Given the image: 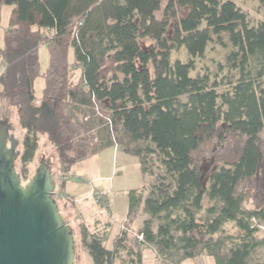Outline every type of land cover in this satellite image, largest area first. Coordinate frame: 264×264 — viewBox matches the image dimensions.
Masks as SVG:
<instances>
[{"label": "trees", "instance_id": "1", "mask_svg": "<svg viewBox=\"0 0 264 264\" xmlns=\"http://www.w3.org/2000/svg\"><path fill=\"white\" fill-rule=\"evenodd\" d=\"M5 5L13 11L0 49V107L19 113L23 182L43 140L55 150V175L68 177L118 145L153 180L128 197L126 229L145 216L138 249L126 245V231L109 248L105 235L79 225L93 264H142L146 249L162 264L202 252L217 264H264L252 260L264 225V21L253 24L234 0H0ZM212 44L226 57L215 73L197 71ZM231 224L237 235L227 232Z\"/></svg>", "mask_w": 264, "mask_h": 264}, {"label": "rangeland", "instance_id": "2", "mask_svg": "<svg viewBox=\"0 0 264 264\" xmlns=\"http://www.w3.org/2000/svg\"><path fill=\"white\" fill-rule=\"evenodd\" d=\"M237 5L248 14L251 22L253 24H258L259 22L264 21V7L259 4L257 1H244V0H234ZM165 4L163 5L164 8ZM13 11L12 6H0V49L4 47V35L6 29L9 27L11 13ZM225 43H228L227 38H224ZM141 45L144 48H150L151 42L148 40H143ZM227 50L222 48L217 44H212L206 57L203 61H198L197 63V71L202 68H209L212 72H217L218 66L217 63L221 62L227 55ZM40 58L42 63V70L46 71L49 64V53L46 45L41 46L40 48ZM177 58L185 60L186 54L185 51H181L176 54ZM74 59L73 53H70V60ZM216 65V66H215ZM3 68L1 66V57H0V72H2ZM81 75L80 70L75 71V77H79ZM45 88V80L43 78H39L36 81L35 85V94L38 97L42 96V91ZM226 87H221L223 90ZM2 106L0 107V110ZM9 110V123L15 126L14 129L17 131L14 132V136L16 138L21 137L20 130L18 128V111L5 109L3 113H6ZM46 145V146H45ZM45 147V148H44ZM20 148V147H19ZM18 148V149H19ZM47 150V156L50 157L53 155L54 164H55V172L57 170L56 165V155L54 148L47 142V140H43L41 150L38 153L36 162L31 167V175L29 179L35 173V165L38 162V158H40L42 152ZM18 165V164H17ZM209 162L206 164V168H208ZM18 170V168H17ZM19 172V171H18ZM59 175V174H58ZM55 175V178L58 176ZM61 176V175H60ZM70 177V180L65 184V187L61 185L65 180L57 181V201L59 202L62 212H65L64 205H67L68 209H71L75 212V218L77 222H74L73 231L76 236V264H93L92 258L86 249L82 246L80 236H79V224H89V221L93 220L94 216H97L99 219H104L110 217L113 213L114 209H121V205L124 204L123 201L128 203L129 193L132 191L143 190L145 188H149L150 183L153 182L151 178H145L142 174L140 160L136 156H132L130 154L125 153L120 146L115 145L111 147H106L100 153L85 159L84 161L78 163L72 170L71 174L67 175ZM63 178V176H61ZM28 179V180H29ZM24 180V179H23ZM26 180V182L28 181ZM25 182V181H24ZM25 182V183H26ZM61 185V186H60ZM78 192L73 193L75 189H78ZM61 191V192H60ZM97 191V192H95ZM95 192V194H94ZM61 193V194H60ZM100 195L97 198V195ZM95 195V197H94ZM102 198V199H101ZM97 199H101V202H97ZM109 205V209H107V205ZM116 200H122V202L116 203V207L112 209L114 202ZM128 208V207H127ZM128 211V209H127ZM101 213V214H100ZM95 219V218H94ZM145 216L137 215L132 221V226H127V216L122 215L121 218L118 219V225L120 228V233L122 231H126L129 233V241L126 245L131 248L134 247L136 249L137 246L136 241L139 239L138 228L143 223ZM124 220H126V226L123 227ZM90 225V224H89ZM106 224L95 223L90 231L92 233L102 234L104 228H106ZM259 229L258 239L262 241V244L256 250L253 255V259L255 262H264V225H257ZM89 228V227H88ZM226 230L231 235H237L238 230L234 227V225H228ZM111 232V231H110ZM108 232V233H110ZM116 230L112 232L114 234ZM108 239V244L106 245L109 248L113 247V241L111 240L110 234L106 235ZM142 264H162L161 260L158 258V255L153 249H146L143 252ZM180 264H217L216 258L214 256L208 255L206 252H202V254L196 259L184 260Z\"/></svg>", "mask_w": 264, "mask_h": 264}, {"label": "water", "instance_id": "3", "mask_svg": "<svg viewBox=\"0 0 264 264\" xmlns=\"http://www.w3.org/2000/svg\"><path fill=\"white\" fill-rule=\"evenodd\" d=\"M0 110V264H76V236L56 200L54 157L42 152L25 183L9 110ZM13 131V134H11ZM46 146V145H45ZM45 148V147H44Z\"/></svg>", "mask_w": 264, "mask_h": 264}, {"label": "crops", "instance_id": "4", "mask_svg": "<svg viewBox=\"0 0 264 264\" xmlns=\"http://www.w3.org/2000/svg\"><path fill=\"white\" fill-rule=\"evenodd\" d=\"M71 174V173H70ZM56 178H61V176L60 175H58ZM70 180V177L68 178V181ZM66 183H68L67 181H65V182H62L61 183V185L63 186V187H65V184ZM60 185V186H61ZM78 190H79V188L78 189H75L74 191H73V193H76V192H78ZM95 192H97V191H95ZM95 192H94V194H95ZM98 193V192H97ZM61 194V193H60ZM59 195V194H58ZM94 197H95V195H94ZM119 202H122V200H116L115 202H114V205L112 206V209L114 208V207H116V203H119ZM124 202V204H122L121 206V209H116V211H115V209H114V211H113V213L110 215V217H107V216H105L106 218H104V219H99L97 216H94L93 217V220L92 221H89V224H86L88 227H89V229H92L93 228V226L95 225V223H98V225H100V224H106L107 225V227L106 228H104V231L105 232H103L101 235H108L109 236V234H110V237H111V240L112 241H114V239H115V237L117 236V235H119L120 234V228H119V225H118V219L119 218H121L122 217V215H128V211H127V209L129 210V201H128V203L126 202V201H123ZM59 203V202H58ZM60 205V204H59ZM128 207V208H127ZM60 208H61V206H60ZM64 208H65V212L63 213L62 211H61V213H62V215H63V217L64 218H68V219H65L67 222L69 221V224H70V226L73 228L74 227V222H77L76 221V218H75V212H73L71 209H68L67 208V205H64ZM61 210H62V208H61ZM101 214V213H100ZM95 218V219H94ZM80 225V224H79ZM114 229L116 230V232L114 233V234H112V232L114 231ZM111 231V232H110ZM108 232H110V233H108ZM107 239H109V237L107 238Z\"/></svg>", "mask_w": 264, "mask_h": 264}, {"label": "built area", "instance_id": "5", "mask_svg": "<svg viewBox=\"0 0 264 264\" xmlns=\"http://www.w3.org/2000/svg\"><path fill=\"white\" fill-rule=\"evenodd\" d=\"M60 180H65V181H67L68 180V177H63V178H56V183H57V181H60ZM61 182V181H60ZM58 192H56V199H57V197H58V194H57ZM100 195L98 194L97 195V198L99 197ZM97 202H100V200L99 199H97ZM126 222V220H124V222H122L123 223V227L125 226V223ZM143 238L142 237H139V240H142Z\"/></svg>", "mask_w": 264, "mask_h": 264}]
</instances>
